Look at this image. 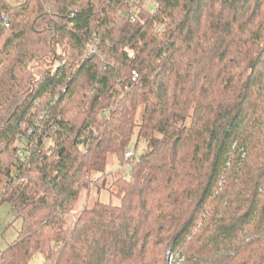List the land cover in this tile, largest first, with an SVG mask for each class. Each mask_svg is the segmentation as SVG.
<instances>
[{"label":"trees","instance_id":"obj_1","mask_svg":"<svg viewBox=\"0 0 264 264\" xmlns=\"http://www.w3.org/2000/svg\"><path fill=\"white\" fill-rule=\"evenodd\" d=\"M132 1L0 0V264H264V0Z\"/></svg>","mask_w":264,"mask_h":264},{"label":"rangeland","instance_id":"obj_2","mask_svg":"<svg viewBox=\"0 0 264 264\" xmlns=\"http://www.w3.org/2000/svg\"><path fill=\"white\" fill-rule=\"evenodd\" d=\"M6 1L12 5H18L25 2V1L22 2L20 0H6ZM143 6L146 7V4L144 3ZM149 9L151 10L152 6H149ZM142 148L144 147L140 145L139 148L135 150L133 143L130 146V150L135 154V157H138L140 155V153L142 152ZM106 171L112 172L113 175L116 173L118 175L120 173L123 177L128 178L130 167L129 165H125L123 168H121L113 159H110L107 164ZM100 200L102 202H108L109 198L106 193H101ZM21 224L22 221L20 218H17V213L15 212V210L8 203H1L0 204V252L6 249V247H8V245L16 239L21 229ZM167 252L168 249L165 252V260H166ZM39 262H40V257H37L31 261V264H38Z\"/></svg>","mask_w":264,"mask_h":264},{"label":"built area","instance_id":"obj_3","mask_svg":"<svg viewBox=\"0 0 264 264\" xmlns=\"http://www.w3.org/2000/svg\"><path fill=\"white\" fill-rule=\"evenodd\" d=\"M20 1H26V0H20ZM140 0H133L131 2V8L129 9V11L127 12V16L130 19L131 22H135L136 20V15H135V7H137V5L140 3ZM146 5L150 4L152 7L156 6V3L152 0H148L147 2H144ZM143 3V4H144ZM0 24L2 27L4 28H8L10 25V18L7 14L3 13L0 16ZM44 112H41L39 115V119L40 120L43 116ZM36 126H38V122H36L35 124ZM34 131L33 127L29 128L27 130V135H30L32 132ZM24 152H26L27 154L30 152L29 148L24 147ZM131 153H127L125 154V158H130L131 157ZM18 156H19V160L22 161L23 160V151L20 149L18 150ZM165 264H183V258L180 256V254L178 252H173L170 249L167 252V256H166V260H165Z\"/></svg>","mask_w":264,"mask_h":264}]
</instances>
